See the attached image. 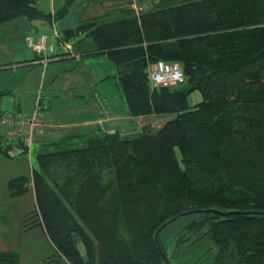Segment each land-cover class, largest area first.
I'll return each instance as SVG.
<instances>
[{
  "label": "trees",
  "instance_id": "1",
  "mask_svg": "<svg viewBox=\"0 0 264 264\" xmlns=\"http://www.w3.org/2000/svg\"><path fill=\"white\" fill-rule=\"evenodd\" d=\"M37 1L0 0V27L20 18L52 23L77 0L54 14ZM122 11L114 21H105L109 13L84 20L57 43L86 35L93 45L72 46L74 57L75 50L80 58L98 53L117 66L130 116L145 119L142 133L48 144L30 177L9 181L11 196L33 184L37 219L30 224L54 247L50 262L167 264L161 232L195 215L178 245L208 228L202 238L215 246L212 264H264V0H159L137 14L129 6ZM39 56L21 64L32 66ZM52 57L69 58L57 45ZM159 61L180 66L184 83L152 85L150 69ZM194 93L201 102L192 104ZM152 117L166 119L156 131ZM13 146L0 134V154L10 158ZM0 264L20 258L0 253Z\"/></svg>",
  "mask_w": 264,
  "mask_h": 264
},
{
  "label": "rangeland",
  "instance_id": "2",
  "mask_svg": "<svg viewBox=\"0 0 264 264\" xmlns=\"http://www.w3.org/2000/svg\"><path fill=\"white\" fill-rule=\"evenodd\" d=\"M139 1L141 2V0ZM142 1L149 6L151 5L148 6L149 9L154 8L152 3L154 0ZM65 3L66 0H38L36 6L43 13L49 14L54 12L53 7L57 12L65 6ZM109 4L103 3L96 6L89 0H78L70 8L66 17L56 19L52 23L44 20H42V23H39V20L30 22L27 18H20L2 25L0 27V65L10 61L13 56L12 53H15L19 47L27 49L29 37L35 38L47 35L57 45V50L63 52L64 49L58 45L55 36L62 34L66 29L77 27L85 19L100 16L105 12L111 13L108 8ZM118 17L121 16L117 13L114 17L108 16L105 21H114ZM82 40H85L88 47H90V44L93 45L92 41L86 38V35L71 38L69 45L79 49ZM28 52L31 56H34L32 51L28 50ZM69 58L71 59L59 63L61 67L58 69H67V72L60 74L58 78L53 71L54 67L49 69L47 68L48 64L38 66V69L19 67L13 70L0 71V85L4 84L14 90L20 88L22 97L30 103L28 106L21 104L24 114L15 115L21 118H30L38 108L40 111H45V113L51 111L52 114L71 110L72 117L69 114L63 115L69 117L66 118L69 121L82 119L90 121L95 117L105 120L107 118L106 113H109L112 117L124 116L123 113L126 114L128 108L119 85L117 66L106 55L96 58L88 57L87 59ZM94 61L97 64L107 62V65L104 64L106 66L103 65L98 68L91 63ZM78 94L83 95V97L77 96ZM41 99L42 103L40 105L39 101ZM201 101L202 97L199 93H194L191 96L192 104ZM85 105L89 108L86 110L79 109L84 108ZM94 106H98V108L93 109ZM34 107H36L35 110H33ZM78 112L84 113L82 118L77 116ZM139 119L132 117L130 125L122 123L123 121H117L113 125L120 123L127 133L121 132L120 137L131 139L143 131L142 127L137 125ZM165 120L164 117H152L148 123L152 125L153 131H156ZM96 129L98 127L91 125L80 131H86L82 135L91 136L99 133V130L93 132ZM5 130L4 127L0 126L1 135H4ZM120 131H123V129ZM69 134L72 135L70 129L58 130L56 135L49 136L50 141H59L63 135ZM67 137L69 138V136ZM44 151L41 149L40 144L35 141L31 156L27 153V157H20L26 162V169L23 167V170H20V165L15 163L19 158L10 159L0 154V253L17 254L20 258V264H43L45 262L47 264L51 261L49 258L55 254L54 247L43 228L40 226L33 228L34 224H30L37 219L33 184L31 183L29 190L21 196L12 197L9 190L11 179L31 176V167L38 168L37 156ZM51 151H54L53 147H49L47 150V152ZM21 166L23 165L21 164ZM197 219L198 217L195 215L183 217L161 232L160 241L170 259V264L213 263L216 255L215 246L209 237L202 238L208 228L201 229L190 242L182 243L181 246L178 245L180 242L177 241L183 235L184 230ZM52 260L50 264H60L55 261L58 258H52ZM65 263L68 264L67 261Z\"/></svg>",
  "mask_w": 264,
  "mask_h": 264
},
{
  "label": "crops",
  "instance_id": "3",
  "mask_svg": "<svg viewBox=\"0 0 264 264\" xmlns=\"http://www.w3.org/2000/svg\"><path fill=\"white\" fill-rule=\"evenodd\" d=\"M89 1L93 5H96V6L98 4L110 3L108 5V8L111 10L110 11L111 13H109V14H111L112 17H114V15H116L117 13L119 14V16H121L122 14H125L124 11H122V9H124L127 6H129V8H131V9H133V11L136 14L141 12V11L149 10V7L151 6V5L149 6V5L145 4V2L142 1V0H141V2L139 0H89ZM158 1L159 0H154L152 2L153 5L156 4ZM55 5H56V3H55ZM53 9H54L53 10L54 11L53 14H54L56 9H55V7H53ZM106 13L107 12L102 13L100 16H104ZM97 17H99V16H97ZM92 18H96V16H93V17H91L89 19H92ZM39 23H42V21H39ZM27 47H28V41H27ZM15 49H17V48H15ZM92 49H93V47H92ZM28 50L32 51L31 49H29V47L27 49L19 47L15 53H12L13 56L10 59V61L1 64L2 67L0 68V71L13 70V69H17L19 67H29L31 69H38L37 68L38 66H41V65L43 66L44 64L38 63V62L34 63L32 66H29L28 64H21L22 62L34 60L36 58V56H38L33 51H32V53L34 54V56L33 55L31 56L30 53L28 52ZM75 51L77 53V57H74V58L80 57V54L78 53V51L77 50H75ZM57 52L60 53L58 50H57ZM90 54H92V53H90ZM102 56L103 55H99L98 53H95V55H89L88 57L96 58V57H102ZM88 57H86V56L83 57L82 56V58H86V59ZM68 59H71V58L50 61L48 63V65H47V68L50 69V68L54 67L53 71L57 74L56 76L58 78L60 74L67 72L66 71L67 69H64V70H59L58 69L59 67H61V65L59 63L62 62V61L68 60ZM100 59H103V58H100ZM91 63H93V65H95V67H98V68H99V66H103L104 64L107 65V62H99V64H97L94 61V62H91ZM7 64H11V65L8 66V67L3 66V65H7ZM106 65H104V66H106ZM1 91H9V92H11V94L10 95H6L3 98H0V113L24 114L23 107H22L21 104H23L25 106H28L30 103H28V102H26V100H24V98L22 97V93H21L20 88L14 90V89L2 84V85H0V92ZM77 96L83 97V95H81V94H78ZM41 103H42V99L39 101L40 105H41ZM88 108L89 107L87 105H85L84 108H79V109L86 110ZM96 108H98V106H96V107L94 106L93 107V109H96ZM35 109H36V107H34L33 110H35ZM91 109H92V107H91ZM35 111L40 112L41 120H42V122H44L46 124V127L43 128V130H39L37 133H35L33 135L32 139H31V143H30L31 144V153L33 151V143L35 141L40 144V147H41L42 150H46V147H48V144L58 142L57 140L56 141H50L51 138L49 137V136H52V135H56L58 130L70 129L72 135L71 134L63 135L64 137H67V136L70 137V136L82 135L83 132H86V131L81 132L84 127H88V126L94 125V126L98 127V129H96L93 132H96V131L99 130V133H102V132H107V133L117 132V133L120 134L121 132H125L126 130H124V128L121 127L120 123H117V124L113 125L115 122L123 121L122 123H127L128 125H130V123H132V121L130 120V119H132V116H130V114L128 112V109H127L126 114L123 113L124 116H122V117H118V116L112 117V116L109 115V113H106L107 114L106 115L107 118L105 120L104 119H98V117H95L94 119H92L90 121L87 120V119H82V120H79V121H77V120H71V121L67 120L66 118H69V117H65L63 115L69 114L72 117L71 110L70 111L64 110L63 112H59V113H55V114H52L51 111H49V113H45V111H40V109H38V108ZM28 112H29V110H28ZM79 113L80 112H78L77 116L82 118L84 113H80V114ZM60 117H62V118H60ZM84 118H86V116H84ZM138 118H140V119H139V122H138L137 125L139 127H143V125L145 124V119L142 118V117H138ZM121 129H123V131H120ZM88 133H91V132H88ZM124 134H127V133L125 132ZM3 136H4L5 140L8 139L9 141H12V143L14 144L13 148L17 147V148H22L24 150L25 148L20 146L21 145L20 141H22L25 144L26 147L29 146L28 138H27V136H25L23 134L22 135H14V134L12 135V134H8V131L5 130V133H4ZM63 136H62L61 139L64 138ZM23 156L27 157V154L23 153V154L18 155V156L13 158V159L19 158V160H17L15 163H17L16 165H20L19 166L20 170H23V167L26 169V162L23 161V159H20V157H23ZM21 164L23 166H21ZM31 168L33 169V166ZM31 173H32V171H31ZM80 250H81L82 254H84L83 248L80 247Z\"/></svg>",
  "mask_w": 264,
  "mask_h": 264
},
{
  "label": "built area",
  "instance_id": "4",
  "mask_svg": "<svg viewBox=\"0 0 264 264\" xmlns=\"http://www.w3.org/2000/svg\"><path fill=\"white\" fill-rule=\"evenodd\" d=\"M55 38H58V35H56ZM28 47L35 54L42 56L38 63H42L44 65H47L50 61H52L54 58L52 56L56 52V45L47 35H41L37 38L30 37L28 39ZM61 47L69 57H74L71 45L66 43L61 44ZM149 80L151 84L156 87H173L183 84L185 78L180 66L159 61L150 69ZM0 126L4 127L8 131V134H23L27 136L29 144L28 154L31 156V139L35 133H37L39 130H43V128L46 127V124L42 122L40 112L36 111L30 118H21L15 114L0 113ZM22 152V149L17 147L11 149L9 151L10 158L21 155Z\"/></svg>",
  "mask_w": 264,
  "mask_h": 264
},
{
  "label": "water",
  "instance_id": "5",
  "mask_svg": "<svg viewBox=\"0 0 264 264\" xmlns=\"http://www.w3.org/2000/svg\"><path fill=\"white\" fill-rule=\"evenodd\" d=\"M174 220H175V219H173V220L167 222V223L164 224L161 228L158 229V231L156 232V235H155V240H156V241H157L158 234L161 232V230L164 229L165 227H167V226H168L172 221H174ZM162 254H163V257H164L166 263H167V264H170L169 261H168V259H167V257L165 256V254H164L163 252H162ZM55 261H57L58 263L62 264V263L60 262V260H55Z\"/></svg>",
  "mask_w": 264,
  "mask_h": 264
}]
</instances>
